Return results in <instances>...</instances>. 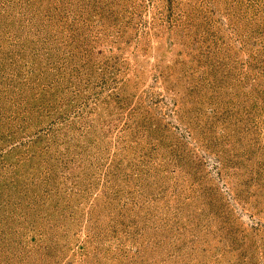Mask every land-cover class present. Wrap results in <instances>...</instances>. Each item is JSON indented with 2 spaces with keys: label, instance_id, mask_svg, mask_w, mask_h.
<instances>
[{
  "label": "rangeland",
  "instance_id": "374dc122",
  "mask_svg": "<svg viewBox=\"0 0 264 264\" xmlns=\"http://www.w3.org/2000/svg\"><path fill=\"white\" fill-rule=\"evenodd\" d=\"M0 264H264V0H0Z\"/></svg>",
  "mask_w": 264,
  "mask_h": 264
}]
</instances>
